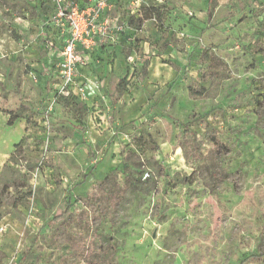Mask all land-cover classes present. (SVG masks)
Listing matches in <instances>:
<instances>
[{"label": "rangeland", "instance_id": "rangeland-1", "mask_svg": "<svg viewBox=\"0 0 264 264\" xmlns=\"http://www.w3.org/2000/svg\"><path fill=\"white\" fill-rule=\"evenodd\" d=\"M55 8L0 0V264H264V0H105L68 94Z\"/></svg>", "mask_w": 264, "mask_h": 264}, {"label": "built area", "instance_id": "built-area-1", "mask_svg": "<svg viewBox=\"0 0 264 264\" xmlns=\"http://www.w3.org/2000/svg\"><path fill=\"white\" fill-rule=\"evenodd\" d=\"M104 8L105 0H96L87 8H80L71 0H56L51 22L60 30L63 42L60 46L51 42L48 55L56 60L54 65L60 79L58 87L63 93H69L77 65L89 60L91 47L107 41L116 42L118 34L125 30L114 18L101 19ZM78 48L86 51L79 53ZM53 58L50 57L49 62ZM128 61L134 62L132 56L128 57ZM79 90L85 94L83 87Z\"/></svg>", "mask_w": 264, "mask_h": 264}, {"label": "trees", "instance_id": "trees-1", "mask_svg": "<svg viewBox=\"0 0 264 264\" xmlns=\"http://www.w3.org/2000/svg\"><path fill=\"white\" fill-rule=\"evenodd\" d=\"M211 0H209L210 2ZM188 91L190 94L192 95H197V96H201L204 94L205 92V88L204 87H200V88H195L191 85L188 86ZM108 191L104 190L102 187V184H99L97 187V193L95 194L96 196H94L93 198H91V208L93 210H99V203L98 200L101 198L104 199H108ZM70 217H72V212L70 211L69 206H67L62 212L55 214L52 218L53 221H65L67 219H69Z\"/></svg>", "mask_w": 264, "mask_h": 264}, {"label": "crops", "instance_id": "crops-1", "mask_svg": "<svg viewBox=\"0 0 264 264\" xmlns=\"http://www.w3.org/2000/svg\"><path fill=\"white\" fill-rule=\"evenodd\" d=\"M105 67H103V68H107L106 67V65H104ZM122 67V62H121V60H120V58L119 57H115L114 58V61H113V71L114 72H116V71H118L117 73H121L122 71L120 70V68ZM112 69V68H111ZM101 70H103L102 68H99V70H95L96 72H98L99 71V73H100V71ZM109 70H110V68H109ZM104 73H106V70H104ZM107 76L108 77H110V75L109 74H107ZM140 101V100H139ZM125 121V120H124Z\"/></svg>", "mask_w": 264, "mask_h": 264}]
</instances>
